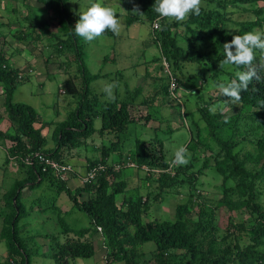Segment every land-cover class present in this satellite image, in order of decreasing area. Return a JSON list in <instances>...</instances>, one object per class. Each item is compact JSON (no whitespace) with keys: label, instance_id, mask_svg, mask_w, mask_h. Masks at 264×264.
<instances>
[{"label":"trees","instance_id":"16d2710c","mask_svg":"<svg viewBox=\"0 0 264 264\" xmlns=\"http://www.w3.org/2000/svg\"><path fill=\"white\" fill-rule=\"evenodd\" d=\"M17 1L29 3L28 0ZM36 1L44 5L48 14L40 16L35 8H29L20 21L24 24L9 34L20 42L31 39L32 43L53 47L47 55L48 62L53 56L64 57L59 66L66 67L71 76L63 81L60 91L70 95V100L63 103L69 111L61 122L46 120L33 105L15 101V90L27 80L30 70L16 66L13 60L22 48L13 50L11 42L5 41L4 46L11 48L8 52L0 43V82L4 85L5 98L3 116L11 123L10 129H0V138L10 142L5 145L7 156L0 164V172L5 175L6 166L10 165L15 174L13 184L3 193L9 213L4 216L0 238L7 244L8 253L4 259L0 258V264H31L32 256L44 255L53 259L55 264H71V259L93 257L96 248L92 238L99 228L108 250L107 264H264V61L259 50L252 64L257 78L249 83L247 90H242L238 102L240 110L226 116L210 107L212 103L230 99L221 94L219 85L235 78L236 71L246 70L244 66L233 65L234 71L224 82L219 78L218 73L225 72V67H220L219 63L223 59V43L246 31H261L264 6L254 8V5L264 0H201L200 14L189 15L183 21L158 18L153 10L155 0H128L135 4L134 10L122 11L128 27L149 22L151 43L160 52L152 59L162 60L161 71L166 73L167 79L161 83L158 72H148L147 83L150 88L153 85L150 93L137 99L144 87L143 84L137 85L128 95L122 91L127 95L122 100L118 96L104 98L101 95L105 96L106 91L100 93L95 88L93 81L106 78L111 72L93 73L89 70L85 60V40L74 33L79 13L86 9V5L80 6L81 0ZM84 3L90 5L91 2ZM14 10L19 9L15 7ZM119 11L116 10L118 17L123 15ZM240 11L252 13L254 17L239 20L233 14ZM55 24L57 30L52 29ZM231 25H235L237 31L231 32ZM7 35L8 32L0 28V42ZM103 35L120 42L117 33L106 30ZM130 52L119 49L112 52L113 55L104 53L103 60H115L124 54L135 56ZM48 73H51L50 67ZM118 73H122V69ZM207 75L218 85L203 91ZM195 76L202 79L199 90L204 92L205 100L192 105L191 109L184 107L179 111L186 117L191 113L193 127L197 129V137L192 136L186 145L190 153L186 163L177 164L174 157L169 161L161 140H146L139 136L135 147L125 152L121 135L128 130L130 123L139 121L147 125L152 119H164L161 111H155L156 106L183 104L177 92L179 86L185 78ZM149 87L146 84V88ZM136 104L149 107L153 112L148 109L145 114H134L132 106ZM198 113L201 121L196 119ZM97 118L101 119L100 127L95 126ZM53 122L56 123L50 137L45 128ZM250 125L255 137H250V131L245 133L243 130V126ZM226 131L230 133L226 134ZM96 134L100 135L101 144L96 142ZM192 142L194 146L191 147ZM247 143H252L253 148L243 152ZM239 144L242 145L238 148ZM204 149L212 152L204 154ZM70 158L86 160L81 174L96 170L93 178L83 181L74 191L68 186V180L78 171L77 165L69 162ZM51 161L69 164L73 169L56 170ZM130 162L139 170H145L150 181L157 182V192L149 191L143 195L137 187L128 189L127 172L124 171L126 167L132 168ZM187 172L190 173L188 178L184 177ZM207 174L218 180L220 197L216 200L207 196L200 198L202 178ZM45 181L66 192L73 207L89 215V223L74 228L67 216H61L63 229L44 235L49 246L41 252L28 245L27 239L31 235H20V223L27 214L21 198L24 189L41 186ZM179 186L188 189L187 200L177 204L175 218L145 220L154 202L164 200L163 195L176 191ZM120 195L122 199L118 201ZM223 207L230 211L245 209L251 225L247 226L243 218L230 215L222 226L217 211ZM243 231L247 232L248 241L242 244V238L246 237ZM148 243L152 245L149 250L138 251ZM145 254L150 257L144 258Z\"/></svg>","mask_w":264,"mask_h":264},{"label":"rangeland","instance_id":"374dc122","mask_svg":"<svg viewBox=\"0 0 264 264\" xmlns=\"http://www.w3.org/2000/svg\"><path fill=\"white\" fill-rule=\"evenodd\" d=\"M28 1L29 3L23 4L17 0H0V28L8 32L7 38L1 39L0 43L4 46V42L9 41L13 45V50L16 48H22L20 53L14 55L13 60L15 61L16 66L24 68L25 70H30V75L27 80L25 79V81L20 83L16 88L14 100L33 105L46 120H56L61 122L64 120L67 111H69V107L64 105L65 101H67V99L70 100L69 94L66 92L62 93L60 91L63 81L67 78H70L71 76L70 73L66 72V67L59 66L60 61H62L64 57L60 58L53 56L52 61L50 60V62H48L47 55H50L49 50H53V47L47 48V46L42 45L43 43H32L31 39H26L20 42L12 33L9 34V32L13 31L19 26L21 27L24 24L20 21L23 20V16L27 13L29 8H35L37 14L40 16H46L48 14L42 3H38L36 0ZM74 1L76 0H73L72 2ZM80 2H82L80 6L85 4L87 8L89 5L84 2L92 3V0H81ZM105 2L112 6L115 10H121L119 12L123 11L127 13L129 8L132 9V7H135V4L130 3L128 0H105ZM260 5L264 6V2L262 1L259 2V4H255L254 8H258ZM15 7H18L19 10L15 11ZM248 7L251 9L253 8L252 5H248ZM123 12V15L118 17L120 24L119 30L117 32V38L120 42L117 43L116 39L109 35H102L101 37H98L92 41H84V43H86L85 51L87 53L85 60L89 70L93 73L98 71H102V73L114 71L112 79H110V77H100L101 79L98 78L93 81L96 89H98L100 85L106 83V94L105 96L101 95L102 97L112 99V97L115 98V96H118V98L121 100L126 99L132 88L143 84L144 87L141 90V94H139L137 97V99H143L150 93L151 88H153L152 84L150 85V88L149 82L147 83V73L153 72L154 74L158 72V74L161 76V83L166 82V73L161 71L162 60L152 59L159 56L160 52L156 48V45L151 43L152 34L150 31L149 22L144 21L128 27L125 14ZM233 15L234 17L236 15L239 20L254 17L252 13H245L242 11ZM229 28L231 32H235L238 29L235 25H231ZM52 29L57 30V25H53ZM260 30L264 31V27ZM4 48L8 52L11 51V48L8 45H5ZM119 49L136 52L138 53V56H129L126 54V57L124 54L115 60H103L104 53H110L113 55L112 52L116 50L119 51ZM49 67L51 73H48ZM119 69H122V73H118ZM231 71H234L233 66L231 70L225 67V72L218 73L219 78H221L224 82L229 77ZM210 72H212V70ZM182 81L183 82L180 84L177 92L178 95H180V100L183 101V104L174 103V105L171 107L167 104H163V107L160 108L159 106H156L157 110L155 111H161L162 117L164 119H152L150 124L146 125L145 123H141L139 121L131 122L128 130L121 135L124 139L123 149L125 152H128V150H132L135 147V140L137 136L146 140H161L163 152L166 158L170 161L174 157V152L176 149L181 146L186 147L192 136L195 138L197 137V129L193 127L194 120L192 114L189 113L188 117H186L185 114H182L181 116L179 111L184 109V107L191 109L190 107L192 105H195L196 103H202L205 100L203 92L204 89H212L218 85V82H215L212 77L207 75L204 79L202 87L203 91H201L199 90L202 82L200 76H195L191 79L185 78ZM146 84L149 87L148 89L146 88ZM198 90L202 93L197 94L199 93ZM3 91L4 85L2 82H0V129L7 130L11 128V123L6 117L3 116V110L5 107L3 103L5 100ZM122 91H125V94L127 95H124ZM208 95L209 93L206 94L207 99ZM222 101L223 102L220 103H212L210 106L211 109L220 111L226 116H231L240 110L239 103L232 104L229 99ZM216 105H223V110H221L219 107H214ZM148 109L150 108L148 107ZM148 109L146 106H141L140 104L139 106L137 104L135 107L132 106V112L138 115L145 114ZM200 118L201 115L199 117V113L196 114V119L198 121H201ZM55 123L56 122H53V124H50V126L47 125L45 128L46 134L50 137H52ZM158 124H161V127H157ZM95 126H101L100 118L96 119ZM251 127L252 125L248 127L243 126V130H245V133H247L251 130ZM250 132V137H255V133H252V131ZM227 133H230V131H226V134ZM219 134L224 135V132L219 131ZM200 135L203 136V134ZM95 139L97 143L101 144L100 135L96 134ZM106 141V143L109 142L108 140ZM7 143L9 144L10 142L0 138V164L3 163V159L5 156H7L5 150V145ZM241 145L242 144H239L238 148ZM192 146H194V142H192L191 147ZM88 148L91 149L92 146H88ZM248 148H253V144L247 143L243 149V152ZM204 150V154L206 153L209 155L213 149L211 148V150ZM83 151H85V149H83ZM86 152L90 151L86 149ZM189 156L190 153L187 152L186 160L189 158ZM69 162L75 166L77 165L78 173L71 175V178L68 180V185L71 186L74 191V184L79 186L83 183L80 177H84V173L81 174L80 172L83 170L82 167L86 166V160L84 159L81 161L78 158H70ZM211 162L214 163L213 157H211ZM6 167L8 169H5V175H2V172H0V235L1 228L3 227L4 223V216L6 213H9V208L6 210L7 206L5 204L6 201L3 197V193L13 184L15 180V174H13L11 171L10 165ZM12 168L14 169V167ZM0 171L2 170L0 169ZM124 172H127L126 180L128 182V189L130 190L137 187L139 188L137 189L139 193L146 195L149 191L157 192L159 189H157V182L155 180L150 181L148 178H146L145 170H139L136 167H126ZM189 175L190 173L187 172L184 174V177L188 178ZM202 180L203 187L201 189L200 198L202 199L206 196L212 200L219 198L220 193L217 187L218 180L214 179L210 174L204 175ZM232 182L234 183V181ZM176 189V191L171 190L172 192L167 193L165 197L163 195L164 200L154 202L149 214H147L145 217V220L154 218L174 219L176 206L178 203L185 202L187 200L188 191V189H185L182 186H179ZM23 192L24 194L22 195L21 199L24 208L27 210V214L22 218L20 223V227L22 228L20 235L23 237H28L31 235V237L27 239V243L32 248L37 247L41 252H44L45 249H48L49 240L48 238H45L44 235L47 233L52 234L61 232L63 229L62 225L60 224L61 216H67L69 224L74 228L84 227L89 222V215L84 211L74 208L66 192L59 191L57 186L54 184L50 185L45 181L41 184V186H37L33 189L26 188ZM199 195L200 194H198V196ZM121 199L122 197L120 195L118 197V201H121ZM217 212H219L220 223L222 226H225L230 215L243 218L245 219L247 226L251 225L248 220V216L245 214V209L230 211L228 208L223 207ZM243 232V236H246L247 232ZM92 239L96 248L95 255L90 258L78 257L76 259H71V264H107L105 257L107 256L108 250L104 243V237L101 232V228H99V231L93 236ZM246 241H248L247 236L242 238V244ZM151 243L141 246L138 248V251L141 252L142 249L149 250L152 246ZM7 253V244L0 238V258L4 259L7 256ZM149 257V255H144V258L146 259ZM31 264H55V262L49 256L44 255L39 257L32 256Z\"/></svg>","mask_w":264,"mask_h":264},{"label":"clouds","instance_id":"9594fccd","mask_svg":"<svg viewBox=\"0 0 264 264\" xmlns=\"http://www.w3.org/2000/svg\"><path fill=\"white\" fill-rule=\"evenodd\" d=\"M201 0H155L153 10L158 18H174L183 21L189 15H199ZM119 18L116 10L105 0H92V3L79 13V19L74 27V33L85 41H92L101 37L106 30L117 33ZM259 50L261 59L264 60V31L251 30L235 35L231 41L223 43V59L220 67L244 66L246 70L235 72V78L226 84L221 83L220 89L223 96L230 98L232 104L241 100L242 90H247L249 83L257 78V71L252 67ZM264 105V103H262ZM223 110V105H216ZM187 148L181 146L174 152V162L186 163ZM136 167V166H131ZM83 181V177L81 178Z\"/></svg>","mask_w":264,"mask_h":264},{"label":"built area","instance_id":"2783aa9c","mask_svg":"<svg viewBox=\"0 0 264 264\" xmlns=\"http://www.w3.org/2000/svg\"><path fill=\"white\" fill-rule=\"evenodd\" d=\"M51 164L53 165L54 169L58 170V169H65V170H72V166L71 165H61L55 161H51ZM131 166H135V164L133 162L129 163ZM87 173L84 175L83 177V181H87L89 180V178H93L96 174V170L95 169H90L88 171H86Z\"/></svg>","mask_w":264,"mask_h":264},{"label":"crops","instance_id":"0c3cea01","mask_svg":"<svg viewBox=\"0 0 264 264\" xmlns=\"http://www.w3.org/2000/svg\"><path fill=\"white\" fill-rule=\"evenodd\" d=\"M14 1H15V0H14ZM28 6H29V5H28ZM28 8H29V7H28ZM26 14H27V13H26ZM26 14H25V15H26ZM130 53H131V54H135V56H138V53H136V52L131 51ZM108 72H111V74H110L111 76L108 75L107 78H109V77L112 78V75L114 74V71H108ZM99 87H100V88H99ZM99 87H98V89H99V91H100L101 93H103V92L106 91V88H105V87H106V83L100 85ZM132 175H133V174H132ZM134 175H135V174H134ZM74 185H75V190L80 186V185L77 186L76 184H74ZM68 186H69V185H68ZM69 187L71 188V186H69ZM72 190H73V189H72ZM88 223H89V222H88Z\"/></svg>","mask_w":264,"mask_h":264}]
</instances>
